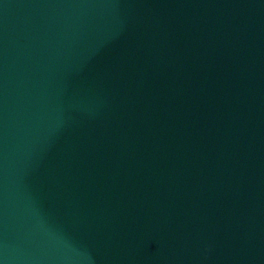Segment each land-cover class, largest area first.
I'll list each match as a JSON object with an SVG mask.
<instances>
[{"label":"water","instance_id":"obj_1","mask_svg":"<svg viewBox=\"0 0 264 264\" xmlns=\"http://www.w3.org/2000/svg\"><path fill=\"white\" fill-rule=\"evenodd\" d=\"M0 264H264V0H0Z\"/></svg>","mask_w":264,"mask_h":264}]
</instances>
